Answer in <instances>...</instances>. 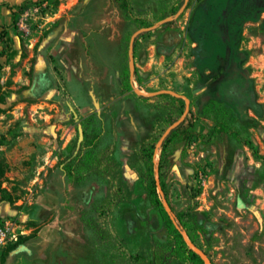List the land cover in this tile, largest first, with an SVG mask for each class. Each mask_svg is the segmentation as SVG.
<instances>
[{
    "label": "rangeland",
    "instance_id": "374dc122",
    "mask_svg": "<svg viewBox=\"0 0 264 264\" xmlns=\"http://www.w3.org/2000/svg\"><path fill=\"white\" fill-rule=\"evenodd\" d=\"M197 1L0 0V253L30 236L4 264H142L167 247L148 147L205 263L264 264V25L195 61Z\"/></svg>",
    "mask_w": 264,
    "mask_h": 264
},
{
    "label": "trees",
    "instance_id": "16d2710c",
    "mask_svg": "<svg viewBox=\"0 0 264 264\" xmlns=\"http://www.w3.org/2000/svg\"><path fill=\"white\" fill-rule=\"evenodd\" d=\"M187 31L195 39L196 33L189 28ZM121 86L123 91H130L128 69H125L122 73ZM152 151V147H148L142 151V153L146 154L148 161L145 164V171L140 170L139 174L144 183L145 193L150 206L158 211L162 217L167 232L168 245L167 247L155 246V250L152 252V258L142 264H171L173 261L184 264H206L202 257L195 251L198 250L206 255L202 250V246L196 240L198 226L195 222L192 207L189 206L185 211L176 212L174 219L170 217L164 208L163 202L170 207L167 184L162 177L156 181L153 176L155 165L152 160ZM251 151L254 158L262 161L264 164V157L259 156L253 147H251ZM158 173L160 175V166L158 167ZM0 201H6L11 205L13 204V200L5 195L0 197ZM29 238L30 236H19L15 242L7 244L0 253V264H4L8 254L23 245ZM209 264L214 263L209 260Z\"/></svg>",
    "mask_w": 264,
    "mask_h": 264
},
{
    "label": "flooded vegetation",
    "instance_id": "af4514ba",
    "mask_svg": "<svg viewBox=\"0 0 264 264\" xmlns=\"http://www.w3.org/2000/svg\"><path fill=\"white\" fill-rule=\"evenodd\" d=\"M226 3L230 6L227 15L223 9ZM261 19L264 25V0L197 1L189 13L186 27V30L189 28L196 33L194 39L187 31L194 46L195 61L210 60L217 53L221 35L235 36L242 23ZM240 81L237 78H227L221 82L219 92L226 88L233 93L230 89Z\"/></svg>",
    "mask_w": 264,
    "mask_h": 264
},
{
    "label": "water",
    "instance_id": "95a60500",
    "mask_svg": "<svg viewBox=\"0 0 264 264\" xmlns=\"http://www.w3.org/2000/svg\"><path fill=\"white\" fill-rule=\"evenodd\" d=\"M187 1V0H186ZM91 98H92V101H93V104H94V107L96 108V109H98L99 108V104H98V102L96 101V99H95V97L93 96V94H91ZM78 144H77V146L79 147V144H80V142L82 141V139H83V130H82V128H81V126H79L78 127ZM196 251V250H195ZM197 253H198V251H196ZM199 254V253H198ZM200 255V254H199Z\"/></svg>",
    "mask_w": 264,
    "mask_h": 264
},
{
    "label": "crops",
    "instance_id": "0c3cea01",
    "mask_svg": "<svg viewBox=\"0 0 264 264\" xmlns=\"http://www.w3.org/2000/svg\"><path fill=\"white\" fill-rule=\"evenodd\" d=\"M8 1H11V0H8ZM12 1H17L18 3H20L21 1H23V0H12ZM25 1V0H24ZM91 94H93V93H91ZM94 96V95H93ZM95 97V96H94Z\"/></svg>",
    "mask_w": 264,
    "mask_h": 264
}]
</instances>
